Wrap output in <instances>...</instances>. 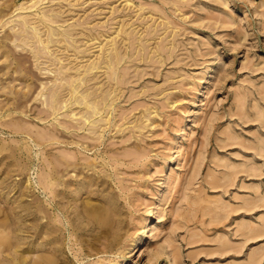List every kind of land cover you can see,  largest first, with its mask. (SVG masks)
<instances>
[{"label": "rangeland", "instance_id": "374dc122", "mask_svg": "<svg viewBox=\"0 0 264 264\" xmlns=\"http://www.w3.org/2000/svg\"><path fill=\"white\" fill-rule=\"evenodd\" d=\"M15 1L18 5L23 0ZM130 1L40 3L59 14L60 28L84 26L86 32L100 34L123 23L132 33L127 39L117 37L127 56L118 65L123 81L112 87L119 86L112 90L117 98L105 112L109 123L97 126L99 137H86L88 129H66L65 108L58 116L41 112L43 96L24 101V112L8 114L17 94H2V89L26 90L29 77L37 84L35 96L41 82L53 83L55 72L50 61L36 60L18 40L3 39L9 56L0 51V218L7 223L13 212L24 215L34 197L39 215L48 211L58 218L63 240L59 261L68 264H88L98 257L104 264H264V0ZM18 12L3 17L10 16L11 22L0 23V38L17 22ZM72 31L80 47L93 41L83 46V34ZM106 36L101 35L102 42ZM96 41L83 58L60 46L64 52L51 56L82 68L101 52ZM7 61L19 63L27 76L4 73ZM102 71L95 85L105 81L107 86ZM16 120L38 131L15 128ZM48 127L71 134L76 142L63 135L42 142L39 133ZM60 151L75 153L73 159L80 162L95 159L97 171L109 174L104 191L75 193L71 209L79 207L83 196L99 205L102 196L113 192L123 220L122 237L113 251L85 256L89 248L83 249L72 223L54 203L59 197L39 183L48 169L45 156ZM59 170L63 178L73 179L78 168L62 164ZM26 178L30 187H25ZM32 189L26 197L25 190ZM93 221L90 225L84 220L79 233L106 230L113 215L105 210ZM145 224L141 243L132 245L131 238ZM32 239L23 235L18 240Z\"/></svg>", "mask_w": 264, "mask_h": 264}, {"label": "bare ground", "instance_id": "6f19581e", "mask_svg": "<svg viewBox=\"0 0 264 264\" xmlns=\"http://www.w3.org/2000/svg\"><path fill=\"white\" fill-rule=\"evenodd\" d=\"M42 1L23 0L17 5L15 0H0V20H2L0 23L2 25L11 22L9 20L10 16H7L6 19L3 18L9 11L21 10V12L17 13V22L10 24L9 30H6L3 38H0L1 53L3 52L5 57L8 58L9 54L4 48L5 42L3 39L11 40L14 38L23 47H28L36 60L43 57V63L50 61V64L54 65L50 69L55 72L52 78L53 83H47L46 85V82H41L40 84L44 85L33 96V91L37 88L35 80H29V77H26L27 74L21 71V67L18 65L19 63H14V60L7 61L5 65L8 69L4 73H8L10 70L17 72L19 78L26 77L25 81L27 85L26 90L2 89V94H8L10 96L17 94V96L13 95L15 96L14 98H17V102H11L12 105L7 108L11 110L8 114L18 110L24 112L23 106H26L24 105V101H28L31 97L40 98L43 96V98L41 97V102L43 103L40 109L41 112L58 116L59 109L65 108L66 110L62 115L69 122L65 126L66 129L69 127L88 129V133L85 135L86 137H89V133L91 137L98 136L99 134H96V130H98L97 126L109 123L110 119L109 117H105L107 116L105 112L109 111V105L117 98V93L112 95V90H115L119 86L113 89L112 87L115 83L118 85L123 81L122 75L118 70V65L127 56H125L126 51L122 52V50H125V47L123 48V44H118L117 37L120 36L122 39H127L132 36V33L124 28L123 23H120L118 27L115 26L110 32L106 31L107 33L101 32L100 34H95L92 30L86 32L84 26H77V29L74 26L71 28H60V25L57 24L59 20H62L59 14H56L53 9L48 8L49 6H41L42 4L40 3ZM129 1L125 0V2ZM73 29L77 30V34H83V38L80 39L81 45L84 46L86 42L93 40L91 44L87 47H80L75 44L76 37L74 35L75 32L72 31ZM97 32H100V30ZM102 34L108 37L107 39L105 37V42L101 40ZM83 40L86 41L83 42ZM96 40H98V45H101L102 50L88 63L82 64V68H80L81 66L79 64L68 65L69 62H64L60 57L51 56L53 52H64L66 48L75 50L76 56L81 53L80 56L83 58L86 54H89L86 53L87 48L97 46ZM58 46L64 49L61 50ZM45 66H49V64ZM101 69H103L102 72L107 78V86H105V81L99 85H95L100 82L97 73ZM29 70L31 71V76H34V72L31 69ZM35 77L38 78L39 76L35 74ZM1 88H4V85L0 76ZM1 108L5 109L4 107ZM76 109L77 111H75ZM41 115H37V117L42 118ZM11 119L15 120L16 118L11 117ZM57 120L58 123H61L59 118ZM17 121L18 123H16ZM13 125L15 128L22 127L23 129L26 127L32 132L38 131L36 126L20 123L19 120H16ZM13 131H17V129H13ZM62 135L70 136L71 134H60L54 127H48L39 133V136L43 139L41 140L42 142L61 140ZM70 140L72 141L69 142H76L73 141L72 136H70ZM88 145L89 143L83 146L87 147ZM75 156V153L68 151H60L58 154H52V156L46 155L45 165L48 169L44 177H41L39 183L41 182V185L48 189L53 194V197H59L54 203L55 205L57 204V208L67 220L72 223V232H77L75 233L76 239L84 246L83 249L89 248L85 252V256L100 251H113L121 240L122 233L120 230L122 227L121 222L123 221L121 218V209L116 203L113 192H108L106 193L108 195L102 196L103 198L98 200L99 205L93 204L89 196H83L80 200L79 207L75 205L71 209V202L76 201L75 193L79 194L83 190L92 192L94 189L104 191L105 188L103 185L109 180V174L107 172L101 173L97 171L95 168L97 161L95 159L86 158L87 160L85 162H80L73 159ZM62 164L68 169L76 170L78 168L75 178H63V174L59 170V166ZM84 168L87 169L85 170ZM89 169H92V171H88ZM43 178L45 179L44 181ZM25 181L27 182L25 187H28V185L30 187L29 178H26ZM25 191L26 197L31 196L33 193V189ZM30 199L25 208L26 213L24 215L19 213V211L13 212L12 216H10L12 222L9 221L7 223H5L6 220L4 218H0V264H68V262L62 260L59 261L63 240L58 235L61 232V226L57 223L58 218L55 219L53 214L48 211L45 214L39 215L37 211L40 210H37L32 204L35 201H33L34 197L31 196ZM52 207L53 202H50L47 209L50 210ZM105 210L113 215V225L98 233L90 231L85 234L79 233V229L85 228V226L81 225L84 220L91 225L94 223L93 220L98 219ZM148 215H151V211L148 212ZM35 220L37 222L39 220V223ZM7 227L10 229V236L8 237V242L5 243L3 238L7 234ZM146 227L145 224V227L140 230V235L131 238L132 245L136 246L141 243V234L145 232ZM86 229L92 230L90 228ZM23 235L31 236L33 239L26 243L24 241L20 242L18 239ZM91 250L93 251L91 252ZM33 254H36V257H33V260L28 259V255L32 256ZM104 262L101 257H98L88 264H104Z\"/></svg>", "mask_w": 264, "mask_h": 264}]
</instances>
